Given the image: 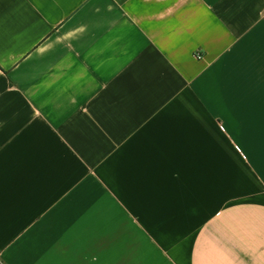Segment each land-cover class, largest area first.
Masks as SVG:
<instances>
[{
	"label": "crops",
	"instance_id": "crops-1",
	"mask_svg": "<svg viewBox=\"0 0 264 264\" xmlns=\"http://www.w3.org/2000/svg\"><path fill=\"white\" fill-rule=\"evenodd\" d=\"M0 264H264V0H0Z\"/></svg>",
	"mask_w": 264,
	"mask_h": 264
},
{
	"label": "built area",
	"instance_id": "built-area-1",
	"mask_svg": "<svg viewBox=\"0 0 264 264\" xmlns=\"http://www.w3.org/2000/svg\"><path fill=\"white\" fill-rule=\"evenodd\" d=\"M198 58H200V56Z\"/></svg>",
	"mask_w": 264,
	"mask_h": 264
}]
</instances>
